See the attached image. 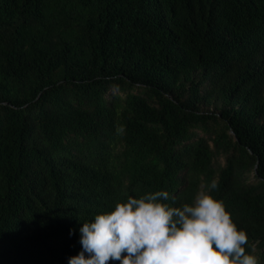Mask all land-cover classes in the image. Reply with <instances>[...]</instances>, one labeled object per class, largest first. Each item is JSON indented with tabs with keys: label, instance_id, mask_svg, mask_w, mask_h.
Segmentation results:
<instances>
[{
	"label": "trees",
	"instance_id": "trees-1",
	"mask_svg": "<svg viewBox=\"0 0 264 264\" xmlns=\"http://www.w3.org/2000/svg\"><path fill=\"white\" fill-rule=\"evenodd\" d=\"M213 179L264 264V0H0V264Z\"/></svg>",
	"mask_w": 264,
	"mask_h": 264
},
{
	"label": "clouds",
	"instance_id": "clouds-1",
	"mask_svg": "<svg viewBox=\"0 0 264 264\" xmlns=\"http://www.w3.org/2000/svg\"><path fill=\"white\" fill-rule=\"evenodd\" d=\"M217 187L213 179L179 203L164 188L127 194L80 224L81 249L68 264H261L256 246L246 248L247 230L211 191Z\"/></svg>",
	"mask_w": 264,
	"mask_h": 264
}]
</instances>
